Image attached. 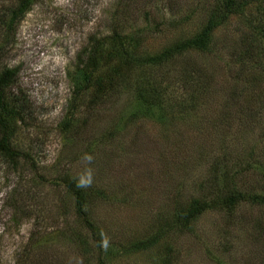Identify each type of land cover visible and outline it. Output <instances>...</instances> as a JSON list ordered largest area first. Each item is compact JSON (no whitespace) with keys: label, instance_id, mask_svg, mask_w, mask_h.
Instances as JSON below:
<instances>
[{"label":"rangeland","instance_id":"374dc122","mask_svg":"<svg viewBox=\"0 0 264 264\" xmlns=\"http://www.w3.org/2000/svg\"><path fill=\"white\" fill-rule=\"evenodd\" d=\"M214 1L33 0L7 28L20 0H0V71H15L8 101L29 110L14 140L33 159L15 170L0 154V264H264L263 203L179 217L210 195L215 165L264 193L263 0L228 16L208 48L144 61L196 35ZM116 29L137 59L96 102L79 71L92 39L109 51ZM143 76L165 85L160 105L138 99ZM65 178L85 190L101 244Z\"/></svg>","mask_w":264,"mask_h":264},{"label":"trees","instance_id":"16d2710c","mask_svg":"<svg viewBox=\"0 0 264 264\" xmlns=\"http://www.w3.org/2000/svg\"><path fill=\"white\" fill-rule=\"evenodd\" d=\"M32 1L33 0H20L18 6L12 8L10 14L12 16L9 17L8 21L6 22L5 16L1 23L8 25L7 28H11L15 23V18L25 13ZM249 4H252V0H215L208 10L206 23L196 35L177 43L172 48L165 49L161 53L147 56L144 61H149L148 63H151L150 65H161L173 58L176 53L185 49L196 48L204 50L208 48L212 45L215 29L224 23L228 16L233 13H240V11L245 10ZM260 11L261 17L260 20H258L256 30L264 40V0ZM124 36L126 35L121 34L116 29L112 37L115 38L118 43L109 51L106 50L105 38L92 39L91 46H93V48L87 53L82 68L79 71V79L83 78L85 80L84 85H79L80 93H84L94 86L95 92L93 93V99L97 102L102 100L103 97H108L110 95L109 91L113 92L117 89L122 80V66H124L125 63L128 64L137 59L136 54L132 53L136 51V47L133 48V51L129 50L121 39L124 38ZM136 42L139 43L138 41ZM137 61L142 62L143 60L140 61L139 59ZM105 67L114 73L109 74L107 72L108 69L105 71ZM14 74L15 71L12 69H3L0 71V154L4 157L5 161L16 170L21 160L25 159L28 161L31 159V161H33V159L28 152L21 150L14 140L16 133L15 125L17 122L21 124L25 123L27 119V114L25 113H29L28 103L24 101L23 98H13V104L8 101L6 91L9 86L10 78L14 76ZM152 78L143 76L140 82H138L139 85L136 91L140 102L146 104L150 108L155 105H160L162 101H164V96L167 92L163 83ZM215 166L214 173L211 175L214 181L212 180L213 183L210 186V195L195 199L188 208L182 209V212H179V217L182 216L185 221H189L190 223L208 209L226 210L231 214L241 201L264 204V193H250L249 190L244 191L232 178H228V169L217 167L218 165ZM259 166H261V164H259ZM220 171H222V173ZM62 182L65 183L68 189L74 194L76 209L79 216L88 229L93 234L97 235L98 238H96V241L101 244L97 228L84 208L86 202L85 190L79 186L80 184L78 185L75 180H71L70 178L62 179Z\"/></svg>","mask_w":264,"mask_h":264}]
</instances>
